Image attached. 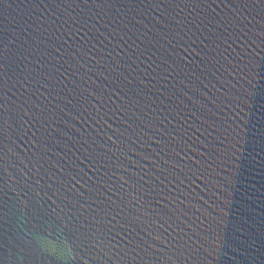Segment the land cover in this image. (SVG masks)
I'll return each mask as SVG.
<instances>
[{
    "label": "water",
    "instance_id": "1",
    "mask_svg": "<svg viewBox=\"0 0 264 264\" xmlns=\"http://www.w3.org/2000/svg\"><path fill=\"white\" fill-rule=\"evenodd\" d=\"M0 264H264V0H0Z\"/></svg>",
    "mask_w": 264,
    "mask_h": 264
}]
</instances>
